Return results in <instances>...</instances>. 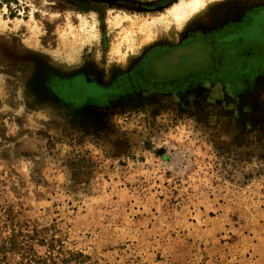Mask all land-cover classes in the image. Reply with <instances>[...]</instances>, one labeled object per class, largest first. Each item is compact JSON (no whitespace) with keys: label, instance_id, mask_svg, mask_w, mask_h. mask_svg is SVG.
<instances>
[{"label":"rangeland","instance_id":"374dc122","mask_svg":"<svg viewBox=\"0 0 264 264\" xmlns=\"http://www.w3.org/2000/svg\"><path fill=\"white\" fill-rule=\"evenodd\" d=\"M177 1L0 0V264H264V0Z\"/></svg>","mask_w":264,"mask_h":264},{"label":"bare ground","instance_id":"6f19581e","mask_svg":"<svg viewBox=\"0 0 264 264\" xmlns=\"http://www.w3.org/2000/svg\"><path fill=\"white\" fill-rule=\"evenodd\" d=\"M204 2L205 0H178L172 6V10H170L171 15L175 17L176 20H180L181 18L187 17L194 10L200 8Z\"/></svg>","mask_w":264,"mask_h":264}]
</instances>
